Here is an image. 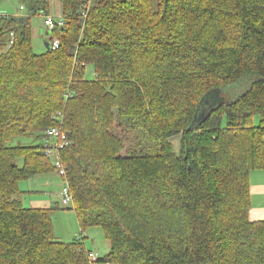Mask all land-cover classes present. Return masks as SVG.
I'll return each mask as SVG.
<instances>
[{"label": "trees", "instance_id": "obj_1", "mask_svg": "<svg viewBox=\"0 0 264 264\" xmlns=\"http://www.w3.org/2000/svg\"><path fill=\"white\" fill-rule=\"evenodd\" d=\"M60 2L57 51L34 52L31 19L50 0L0 21V264H90L86 239L58 241L53 210L21 201V183L55 173L44 140L59 113L73 195L61 206L79 234L103 230L98 262L264 264V221L250 218L251 174L264 171V0Z\"/></svg>", "mask_w": 264, "mask_h": 264}, {"label": "crops", "instance_id": "obj_2", "mask_svg": "<svg viewBox=\"0 0 264 264\" xmlns=\"http://www.w3.org/2000/svg\"><path fill=\"white\" fill-rule=\"evenodd\" d=\"M50 2H51L50 14L56 17H61L62 5L60 0H50ZM0 13L9 16H18V17H23L25 15L22 3L19 10L13 9L9 11L6 9H0ZM31 21L33 23V37H34L33 43L38 41H45V47H46V43H48L49 35L44 25V15H38L32 17ZM23 183L24 185L27 186L26 188H24L25 190L23 191L21 190L22 196L23 194L30 196L28 200L27 208L50 209L53 210L52 213L57 210L63 209V207L61 206L60 193L56 192V188H55L57 187L58 189L59 186H61L62 188L63 181L61 178L57 176L56 173L38 176ZM23 183H21L20 185L21 189ZM251 199H252V208L250 211L251 220L264 221V171H255L252 172L251 174ZM21 201L24 205V201L22 199ZM76 221H77L76 224H73L69 232L67 230L68 240L71 238V236H73V238L75 239L77 233L80 231L78 219ZM85 246L89 251H97V249L92 247L91 244L87 243V240L85 241ZM99 263L100 262L95 264H99Z\"/></svg>", "mask_w": 264, "mask_h": 264}, {"label": "rangeland", "instance_id": "obj_3", "mask_svg": "<svg viewBox=\"0 0 264 264\" xmlns=\"http://www.w3.org/2000/svg\"><path fill=\"white\" fill-rule=\"evenodd\" d=\"M22 0H0V9H6V10H19L21 6ZM50 35V33H49ZM47 51L45 47V41H38L34 43V52L36 54H44ZM88 76L92 77L93 76V71L92 67H88ZM249 88V82L248 80H242L238 84L234 86H230L226 88V92L224 93L225 99H234L236 97L241 96L247 89ZM20 141L24 145L27 146H33V145H38L42 143V140L37 139L35 137H26L22 138ZM171 143L173 144L176 152H179L180 150V137L173 138L171 140ZM11 145L15 146L18 145V142H13ZM21 163V162H20ZM22 165V164H21ZM27 185L22 184V191L25 190ZM56 192L61 191V186L55 187ZM30 196L29 195H24L21 197V199L24 201V206L28 207V200ZM76 214L74 211H65L63 209L57 210L52 213V220H53V225H54V232H55V237L58 241L62 242H71L74 240L73 236L68 240L67 236V230L72 228L73 224H76ZM79 234V232L77 233ZM87 235V243L91 244L92 247L97 249L100 258L104 257L110 252V243L109 241L106 240L105 235L103 233V230L101 228H91L86 232ZM103 264V263H99Z\"/></svg>", "mask_w": 264, "mask_h": 264}, {"label": "built area", "instance_id": "obj_4", "mask_svg": "<svg viewBox=\"0 0 264 264\" xmlns=\"http://www.w3.org/2000/svg\"><path fill=\"white\" fill-rule=\"evenodd\" d=\"M9 17L11 16L0 13V21L3 18ZM44 25L46 27L48 35L50 33L48 37L49 49L52 51H57L60 47V40L54 37L53 32L56 27H60L63 25L62 16L56 17L52 14L45 15ZM15 38L16 34L15 32H12L10 34L8 49H11L13 47ZM67 97H71V95L68 94ZM56 119L60 122V124L59 126L52 127L45 132L44 147L47 157L51 160L52 165L55 168V173L63 181V185L60 191L61 204L65 208H70L73 206V195L71 193L70 184L67 179V172L63 165L61 152L71 145V141L69 139V134L62 128V124L64 121L63 115L59 113ZM86 238L87 235L83 233L76 236L77 240H84ZM88 259L90 264H95L98 263L100 255L97 251H90L88 254Z\"/></svg>", "mask_w": 264, "mask_h": 264}, {"label": "water", "instance_id": "obj_5", "mask_svg": "<svg viewBox=\"0 0 264 264\" xmlns=\"http://www.w3.org/2000/svg\"><path fill=\"white\" fill-rule=\"evenodd\" d=\"M46 48L49 49V43H46ZM205 115H206V112L204 110V111L201 112L199 118L198 117L196 118V120L204 119ZM194 127H195V123L190 127V129H193Z\"/></svg>", "mask_w": 264, "mask_h": 264}]
</instances>
